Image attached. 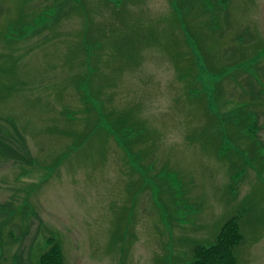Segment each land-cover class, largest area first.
Masks as SVG:
<instances>
[{"label": "rangeland", "instance_id": "1", "mask_svg": "<svg viewBox=\"0 0 264 264\" xmlns=\"http://www.w3.org/2000/svg\"><path fill=\"white\" fill-rule=\"evenodd\" d=\"M235 216L264 264V0H0V264H190Z\"/></svg>", "mask_w": 264, "mask_h": 264}, {"label": "trees", "instance_id": "2", "mask_svg": "<svg viewBox=\"0 0 264 264\" xmlns=\"http://www.w3.org/2000/svg\"><path fill=\"white\" fill-rule=\"evenodd\" d=\"M241 241L238 216H235L223 224L212 245L193 250L190 264H237L234 249ZM46 244L47 250L37 264H64L60 245L53 239H48Z\"/></svg>", "mask_w": 264, "mask_h": 264}]
</instances>
